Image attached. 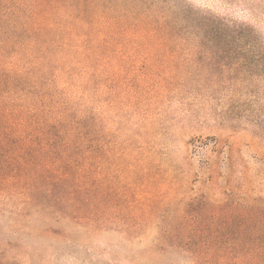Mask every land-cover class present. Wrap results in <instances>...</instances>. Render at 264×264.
<instances>
[{
  "label": "rangeland",
  "instance_id": "obj_1",
  "mask_svg": "<svg viewBox=\"0 0 264 264\" xmlns=\"http://www.w3.org/2000/svg\"><path fill=\"white\" fill-rule=\"evenodd\" d=\"M86 1L115 17L149 8L183 20L191 9L235 27L118 38L126 49L92 82L94 225L72 200L46 197L57 211L27 216L0 200V264H189L154 248L164 228L198 212L217 218L208 222L222 234L214 242L251 244L264 226V0ZM29 2L0 0V40ZM236 23L255 33L237 36Z\"/></svg>",
  "mask_w": 264,
  "mask_h": 264
},
{
  "label": "trees",
  "instance_id": "obj_2",
  "mask_svg": "<svg viewBox=\"0 0 264 264\" xmlns=\"http://www.w3.org/2000/svg\"><path fill=\"white\" fill-rule=\"evenodd\" d=\"M69 1L66 6L64 0H30L17 10L11 37L0 40V200H16L13 212L20 216L33 207L55 213L43 202L46 197L61 204L72 200V212L93 226L91 166L98 129L92 82L98 70H106L111 52L126 49L118 38L170 36L183 24L205 37L235 25L191 9L183 20L162 18L149 8L115 17L97 13V2ZM230 31L255 33L237 23ZM216 219L200 212L180 217L164 228L154 251L175 250L189 264H264V226L251 232V244L223 247L214 242L222 234L208 224Z\"/></svg>",
  "mask_w": 264,
  "mask_h": 264
}]
</instances>
